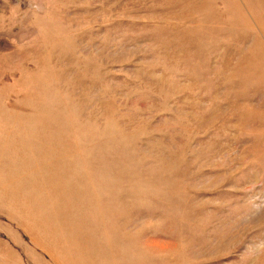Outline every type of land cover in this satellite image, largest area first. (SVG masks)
<instances>
[{
    "label": "rangeland",
    "instance_id": "rangeland-1",
    "mask_svg": "<svg viewBox=\"0 0 264 264\" xmlns=\"http://www.w3.org/2000/svg\"><path fill=\"white\" fill-rule=\"evenodd\" d=\"M0 264H264V0H0Z\"/></svg>",
    "mask_w": 264,
    "mask_h": 264
}]
</instances>
